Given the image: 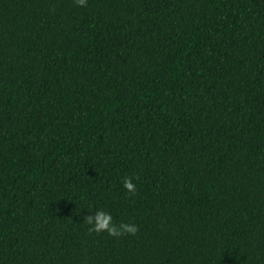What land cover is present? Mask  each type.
I'll return each mask as SVG.
<instances>
[{"label": "trees", "instance_id": "obj_1", "mask_svg": "<svg viewBox=\"0 0 264 264\" xmlns=\"http://www.w3.org/2000/svg\"><path fill=\"white\" fill-rule=\"evenodd\" d=\"M0 264H264V0H0Z\"/></svg>", "mask_w": 264, "mask_h": 264}, {"label": "clouds", "instance_id": "obj_2", "mask_svg": "<svg viewBox=\"0 0 264 264\" xmlns=\"http://www.w3.org/2000/svg\"><path fill=\"white\" fill-rule=\"evenodd\" d=\"M77 6H84L87 0H74ZM123 187L127 190V192L131 193L134 190L133 183L125 178L123 180ZM85 220L88 224L91 225L89 231H107V233L111 236H119L123 233L134 234L137 231L136 225L121 223L118 227L112 223V217L110 214L97 210L94 216L89 215L85 217Z\"/></svg>", "mask_w": 264, "mask_h": 264}]
</instances>
